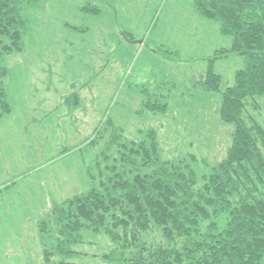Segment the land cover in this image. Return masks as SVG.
Returning <instances> with one entry per match:
<instances>
[{
  "label": "rangeland",
  "instance_id": "rangeland-1",
  "mask_svg": "<svg viewBox=\"0 0 264 264\" xmlns=\"http://www.w3.org/2000/svg\"><path fill=\"white\" fill-rule=\"evenodd\" d=\"M27 16L23 52L2 60L10 112L0 118V264H59L44 261L37 223L53 202L88 190L115 130L130 140L154 130L162 160L225 158L233 124L219 119L220 93L246 61H210L231 36L192 0H41ZM208 69L218 92L194 86ZM160 81L173 85L165 112L141 110L140 90ZM255 104L249 112L264 126V98ZM110 247L85 232L68 261L115 264L103 259Z\"/></svg>",
  "mask_w": 264,
  "mask_h": 264
},
{
  "label": "trees",
  "instance_id": "trees-1",
  "mask_svg": "<svg viewBox=\"0 0 264 264\" xmlns=\"http://www.w3.org/2000/svg\"><path fill=\"white\" fill-rule=\"evenodd\" d=\"M40 1L0 0V118L10 112L2 60L23 52L28 11ZM192 5L231 36L230 49L218 50L210 61L230 54L246 61L220 93L219 119L233 124L225 158L209 163L188 154L162 160L154 130L139 131L137 140L115 130L100 152L103 164L95 162L88 172V190L53 202L39 219L46 263L57 256L59 264H75L68 261L78 255L72 246L92 232L109 239L103 256L108 263L264 264V126L249 112L256 97L264 98V0ZM194 86L218 92L220 77L208 69ZM171 88L161 81L153 90L142 88L141 110L165 112Z\"/></svg>",
  "mask_w": 264,
  "mask_h": 264
}]
</instances>
